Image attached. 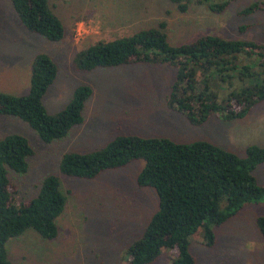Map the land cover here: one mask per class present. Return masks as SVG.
Returning a JSON list of instances; mask_svg holds the SVG:
<instances>
[{"label": "rangeland", "instance_id": "1", "mask_svg": "<svg viewBox=\"0 0 264 264\" xmlns=\"http://www.w3.org/2000/svg\"><path fill=\"white\" fill-rule=\"evenodd\" d=\"M221 13L191 3L177 11L169 0H48L64 32L58 42L26 31L16 17L10 0H0V92L23 96L29 87L33 58L45 54L57 67L52 85L42 97L50 115L61 111L78 86L91 95L84 104L82 123L48 144L14 117H0V138L17 134L30 144L23 175L9 171L17 201L33 198L42 179L55 175L65 197L62 214L56 220L57 235L41 239L32 230L5 244L11 264H125L127 246L141 232L157 208L155 192L139 188L136 176L142 161L107 170L93 179L62 176L61 156L97 150L118 135L163 137L180 144L210 143L239 157L250 146L264 148V100L241 119L223 120L211 116L201 124L191 123L169 103L175 68L161 63L136 62L115 68L82 72L73 64L74 54L99 41L133 35L164 23L173 45L188 44L203 35L264 45V16L261 11L243 14L252 4L264 0H228ZM238 62H251L240 56ZM233 90L239 82L234 79ZM223 88V87H222ZM219 98L225 91L216 90ZM264 185V163L253 172ZM264 215V201L245 205L226 222L213 229L214 244L204 245L200 234L190 240L195 264H264V244L255 226ZM254 242L249 249L246 245ZM171 250H164L153 264H170Z\"/></svg>", "mask_w": 264, "mask_h": 264}, {"label": "trees", "instance_id": "2", "mask_svg": "<svg viewBox=\"0 0 264 264\" xmlns=\"http://www.w3.org/2000/svg\"><path fill=\"white\" fill-rule=\"evenodd\" d=\"M169 1L179 12L194 3L215 14L229 4L228 0ZM10 4L26 31L50 42L62 39V23L48 0H10ZM255 11L264 16V1L242 13ZM240 56L251 62H238ZM136 62L175 68L169 103L194 124L217 115L223 120L241 119L264 100V45L254 42L203 35L188 44L173 45L160 22L155 28L130 36L95 42L73 56L75 68L82 72ZM56 75L51 58L45 54L35 56L27 93L13 96L0 92V117L19 119L45 144L65 137L72 127L82 123L91 89L78 86L66 106L50 115L42 105V97ZM234 79L241 85L233 90ZM220 89L226 92L222 98L216 92ZM32 155L24 137L12 134L0 138V264H11L5 244L26 230L44 240L57 235L56 220L65 205L57 176L44 177L30 200L14 198L16 188L8 173L23 175ZM132 161H142L136 185L155 192L157 208L140 237L127 246L125 264H153L164 250L172 251L170 264H195L189 249L193 236L200 234L204 245L211 247L215 227L245 205L264 201V185L257 184L252 175L254 168L264 163V148L257 146L247 147L245 155L239 157L203 141L180 144L163 137L118 135L97 150L63 154L58 171L62 176L89 180ZM255 226L264 244V215L256 218Z\"/></svg>", "mask_w": 264, "mask_h": 264}, {"label": "clouds", "instance_id": "3", "mask_svg": "<svg viewBox=\"0 0 264 264\" xmlns=\"http://www.w3.org/2000/svg\"><path fill=\"white\" fill-rule=\"evenodd\" d=\"M253 243L254 242H249L247 245H246V247H248L249 249L253 246Z\"/></svg>", "mask_w": 264, "mask_h": 264}]
</instances>
